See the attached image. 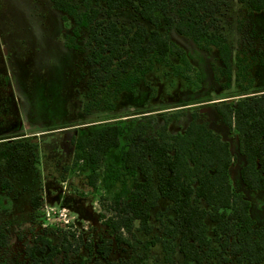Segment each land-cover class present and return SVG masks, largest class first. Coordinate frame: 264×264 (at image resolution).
Instances as JSON below:
<instances>
[{
	"label": "rangeland",
	"instance_id": "374dc122",
	"mask_svg": "<svg viewBox=\"0 0 264 264\" xmlns=\"http://www.w3.org/2000/svg\"><path fill=\"white\" fill-rule=\"evenodd\" d=\"M177 9L173 7L174 16H179ZM115 19L130 24L138 16L122 9ZM71 29L72 20L64 21L50 0H0V264H32L28 251L37 237L50 239L60 249L65 237L71 242L72 249L57 255L52 264H62L66 256L85 264L89 251L84 247L75 251L76 239L98 244L111 237L100 214L113 213L116 186L108 189L101 180L96 189L90 185L91 170L84 161L75 162L73 139L114 121L121 123L124 135L138 124H144L150 136L162 135L164 126L173 135L183 132L193 114L200 113L201 121L229 141L234 155L232 185L250 200L255 228L264 224V191L250 189L241 180L246 160L240 134L216 110L226 101L264 92V11H250L231 0L218 15L215 31L233 44L231 85L217 48L204 49L191 36L162 25L160 31L186 51L190 78L177 73L176 54L166 62L149 55L145 73L140 67L131 70L137 78L134 89L117 96L113 83L104 94L98 93L101 87L88 86L89 33L83 31L82 50L77 51L65 45ZM239 57L247 72L236 80ZM89 101L101 104H94L88 113ZM118 160L116 150L99 168L100 177L105 163ZM5 179L10 185L3 188ZM169 205L161 199L152 211L151 233L136 224L131 234L123 236L130 245L114 241L102 264H182L179 250H166L163 244L164 228L175 216ZM205 226L211 237L214 224L208 217ZM207 252L204 264H237L230 251L216 243ZM97 256L94 251L92 259Z\"/></svg>",
	"mask_w": 264,
	"mask_h": 264
},
{
	"label": "trees",
	"instance_id": "16d2710c",
	"mask_svg": "<svg viewBox=\"0 0 264 264\" xmlns=\"http://www.w3.org/2000/svg\"><path fill=\"white\" fill-rule=\"evenodd\" d=\"M50 1L64 21L72 20L71 32L65 38L67 48L82 50L79 38L83 31H88V86L101 87L99 94H104L111 83L117 86L113 96L132 91L137 78L131 70L140 67L145 73L148 67L144 61L149 55L166 62L170 54H176L180 60L177 73L190 78L186 51L160 31L162 25L191 36L204 49L217 48L227 82L232 83L233 44L214 29L221 9L231 0ZM236 1L250 11H264V0ZM174 6L179 16L172 14ZM122 9L133 10L138 21L120 23L115 15ZM242 63L239 57L236 80L247 72ZM94 104L101 102H86L85 111L89 113ZM216 110L240 134L246 160L240 170L241 180L250 189L264 191V92L226 101L216 105ZM199 114H193L183 132L173 135L167 133V126L160 136L147 135L144 124L124 135L121 123L114 121L96 127L88 136L73 139L75 162L82 160L91 170L90 185L96 189L101 180L108 189L116 186L110 207L113 213L100 214L111 237L98 244L76 239L79 243L75 251L81 247L89 251L85 264H102L101 259L110 256L114 241L130 245L123 236L131 234L136 224L150 234L152 211L161 199L170 202L169 208L175 215L164 228L163 244L166 250H179L184 258L182 264H204L213 243L229 250L237 264H264V224L255 228L250 200L232 185L230 143L214 132L208 122L201 121ZM116 150L119 160L105 163L100 177L99 168ZM5 182L3 188L9 187V180ZM35 203L34 206L38 204ZM207 217L214 224L211 237L206 231ZM34 244L28 251L32 264H52L57 255L72 249L67 237L64 249L45 237H37ZM94 251L98 256L92 259ZM62 264L75 263L66 256Z\"/></svg>",
	"mask_w": 264,
	"mask_h": 264
},
{
	"label": "crops",
	"instance_id": "0c3cea01",
	"mask_svg": "<svg viewBox=\"0 0 264 264\" xmlns=\"http://www.w3.org/2000/svg\"><path fill=\"white\" fill-rule=\"evenodd\" d=\"M210 126V125H209ZM211 127V126H210ZM212 128V127H211ZM213 129V128H212ZM215 132V131H214ZM181 133V132H180ZM216 133H218V132H216ZM222 137V136H221ZM223 138V137H222ZM224 139V138H223ZM225 140V139H224ZM227 141V140H226ZM229 142V141H228ZM230 148H231V145H230ZM233 154V153H232ZM233 160H234V155H233ZM246 163V162H245ZM232 166H233V163H232ZM243 167V166H242ZM231 169H232V167H231Z\"/></svg>",
	"mask_w": 264,
	"mask_h": 264
}]
</instances>
